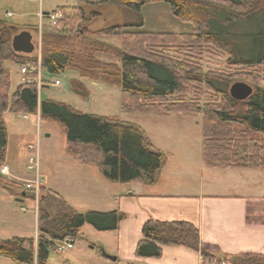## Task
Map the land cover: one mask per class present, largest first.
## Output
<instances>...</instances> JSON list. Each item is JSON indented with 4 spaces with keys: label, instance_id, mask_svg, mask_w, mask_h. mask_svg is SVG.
Masks as SVG:
<instances>
[{
    "label": "trees",
    "instance_id": "obj_1",
    "mask_svg": "<svg viewBox=\"0 0 264 264\" xmlns=\"http://www.w3.org/2000/svg\"><path fill=\"white\" fill-rule=\"evenodd\" d=\"M146 2L78 0L76 6L60 7L63 17L57 27L42 35V64L46 72L77 73L81 81H73V89L80 95L86 93L83 80L120 87L125 113L202 114L203 158L208 166L264 170V87L248 74L247 81L255 84L254 93L245 101H237L229 89L241 74L205 71L200 62L213 47L227 54L230 67L264 65V37L259 38L258 46L247 57L230 37L235 35L226 32L230 24L249 21L264 11V0H171L173 14L193 24L190 33L132 30L144 25L142 18L135 26L115 25L97 31L82 27L101 15L95 10L87 13V8L118 3L140 14ZM18 33L19 27L0 20V170L6 165L9 141L4 114L39 113L41 120L56 121L64 128L68 154L83 165L98 167L107 180L153 184L166 155L140 126L118 118L85 114L65 103L40 101L36 84L21 83L11 93V73L4 61L37 62V56L18 54L12 49V38ZM102 37H118L121 45L115 46ZM100 55L114 57L115 61H105ZM23 57L26 59L21 62ZM220 83L222 86H218ZM26 186L9 181L0 173V188L15 198L25 192L24 198L36 201L35 191ZM126 218L120 210L78 212L59 193L41 184L37 238L0 239V256L20 264H46L59 242L87 241L82 233L85 225L100 232L117 231ZM142 235L136 247V255L141 258L161 257L164 246H186L199 252L204 264H264V255L258 254L218 257L201 246L199 228L185 221L151 220L143 226Z\"/></svg>",
    "mask_w": 264,
    "mask_h": 264
},
{
    "label": "rangeland",
    "instance_id": "obj_2",
    "mask_svg": "<svg viewBox=\"0 0 264 264\" xmlns=\"http://www.w3.org/2000/svg\"><path fill=\"white\" fill-rule=\"evenodd\" d=\"M88 2H96L97 0H84ZM171 0H148L142 7L140 14L132 11L129 8L118 7V3H110L87 8V13L93 10L98 11L101 15L91 21L86 22L82 27L88 28L90 31H97L115 25H136L140 18L144 20L143 26H135L132 30L151 33H190L193 31V24L184 22L176 17L170 6ZM78 0H0V20H4L10 24L19 27V32L29 30L34 36V43L37 50L32 54L38 56L39 46L42 48V35L45 31H52L57 25L52 24L48 15L58 11L60 7H73L77 5ZM44 15L41 21L40 14ZM135 13V19L133 18ZM133 20V21H131ZM129 23V24H128ZM43 24L42 26H40ZM28 28V29H25ZM226 32L235 35L230 36L238 44L239 48L245 51V55L250 57V52L258 46L259 38L264 37V11L253 15L252 19L246 22H235L226 28ZM115 46L121 45V40L118 37H102L100 38ZM13 49V48H12ZM5 54L9 55V50H4ZM42 55V50H41ZM100 58L105 61H115L114 57L108 55H100ZM227 54L210 47L200 60L201 66L205 71H220L228 73L241 74L236 81H244L250 84L247 80V75L256 77L255 83H260L264 87V65L256 68L241 69L238 67H230L227 63ZM13 59V57L11 58ZM25 57L21 59L24 62ZM14 60V59H13ZM13 60H5L4 66L11 73V93L23 83L24 76L20 73L21 64ZM43 77L47 84L42 87L39 99L40 101L52 100L70 105L77 111L85 114H94L99 116H108L118 118L121 121L129 122L140 126L150 140L155 141L159 146L179 149L177 156L169 157L164 166V176L171 175L170 172L176 173V176H170L174 181H181L190 187V190H198L200 185V176H193L191 179L188 175H182V170L185 165L189 166L190 151L198 153L199 165L197 169L203 167L206 169V164L201 158V151L198 147H192L186 151L187 142L194 145L193 139L187 138L198 137L203 139V115H186V114H162L158 112H138L125 113L122 111V91L118 86H109L102 82H94L91 80H83L85 86V94L80 95L73 89V81H81L79 75L74 72L66 71L59 75H51L43 70ZM258 79V80H257ZM59 80L58 86H51L50 83ZM79 83H77L78 85ZM232 85V84H231ZM255 86V84H250ZM222 86V83L218 84ZM205 95L202 96L203 105ZM25 114L16 112H6L4 121L8 129L9 141L6 152V163L12 168V172L16 173L20 169L23 170V177H29L34 180L36 177L35 170H28L31 157L37 159L39 157V174L41 184L49 187L51 182L57 183V186L65 184L63 179L66 166H60L57 163H62L61 159H65L67 155V137L64 128L53 120H38L37 115ZM189 123V124H188ZM170 136L169 138H167ZM169 139V140H168ZM201 146V145H200ZM34 147V148H30ZM185 153L186 157H185ZM63 155V156H61ZM185 157L180 159V157ZM61 160V161H60ZM193 162V161H192ZM95 169H97L95 167ZM199 170V169H198ZM181 175L183 177H181ZM9 180L7 177H5ZM53 178V181H51ZM190 179V182H189ZM206 180V177L204 178ZM18 181V180H17ZM190 183V184H189ZM3 188H0V238L10 239L13 236H23V232L29 236H36V201L31 198H23V201H16L14 196L11 200H5ZM6 191V190H5ZM15 191L18 192L16 189ZM194 192V191H192ZM8 195V194H7ZM8 199V198H7ZM72 206V205H71ZM78 212H86L90 209H85L73 206ZM25 208L26 211H23ZM95 211V210H94ZM22 220L25 224L31 223V229L27 227L22 231H15L14 222ZM29 230V231H28ZM18 232V233H17ZM87 241L78 240L74 243L75 248L65 251H53L46 264H127L123 259L114 261L107 257L102 251L103 232L95 230L90 225H85L82 229ZM27 235V236H28ZM104 244V242H103ZM115 244V242H114ZM202 246V244H201ZM203 247V246H202ZM205 249V248H204ZM208 251V250H207ZM81 254L72 256V254ZM215 254V253H213ZM223 257L224 255H219ZM114 257L113 255H109ZM116 258V257H115ZM203 258V257H202ZM68 260V261H67ZM117 260V258H116ZM0 264H20L12 259L0 256ZM34 264H38L35 262ZM206 264H213L209 262Z\"/></svg>",
    "mask_w": 264,
    "mask_h": 264
},
{
    "label": "crops",
    "instance_id": "obj_3",
    "mask_svg": "<svg viewBox=\"0 0 264 264\" xmlns=\"http://www.w3.org/2000/svg\"><path fill=\"white\" fill-rule=\"evenodd\" d=\"M117 6L122 7L121 4ZM134 14L132 19H135ZM187 139H193L194 145L187 142L185 150L189 151L188 149L199 146L201 158L204 160L203 139L198 137ZM151 142L166 155L165 163L169 157L177 156L179 149L159 146L152 140ZM186 154L188 153L184 154L185 157ZM189 154L191 159L189 166L185 165L181 174L188 175L190 179L193 176H200L198 190H190L182 179L174 181L170 177L176 176L173 171L165 178L163 171L165 163L158 172L156 181L151 185L122 184L107 180L98 167L83 165L68 153L64 155L65 159H61L64 160L62 163H57L66 166L67 171L63 177L65 184L57 186V183L51 182L52 184L46 188L59 193L72 207L80 205L85 209L100 212L120 210L127 215L121 222L119 230L103 232L101 235L104 242L102 251L117 258L111 259L112 262L123 259L127 264H204L202 255L186 246H164L163 254L159 258L138 257L136 247L143 237V226L151 220L192 223L200 230L203 248L211 253L264 255V170L213 168L208 166L205 160L206 169L200 167L198 170L199 163H196L198 153L195 150V153L190 151ZM185 157L181 156L180 159ZM6 165L12 171L9 164ZM22 172V169L16 173L12 172L17 177V182L33 181L29 177L21 176ZM3 192V198L11 200L13 196L8 191ZM25 222L17 219L14 222L15 231H22L23 228L27 230V227L30 230L31 223L28 225ZM38 225L36 214L37 228ZM27 233L29 232H23L22 238H37V229L35 237ZM79 255L81 254L78 252L72 254L74 257Z\"/></svg>",
    "mask_w": 264,
    "mask_h": 264
},
{
    "label": "built area",
    "instance_id": "obj_4",
    "mask_svg": "<svg viewBox=\"0 0 264 264\" xmlns=\"http://www.w3.org/2000/svg\"><path fill=\"white\" fill-rule=\"evenodd\" d=\"M41 17V21L44 18V15L41 13L40 14ZM63 17V13L61 11H56L54 13H51L48 15V18L51 20L52 24L57 25L58 21ZM43 24H41L40 26H42ZM37 50V49H36ZM41 43L39 46V52L40 54L37 56V62L36 63H28V64H22L21 65V69H20V73L24 76V81L23 83H30V84H36L37 89H38V95L40 94V91L42 89V87H44L47 82L44 80L43 77V64H42V55H41ZM61 82L59 80H56L54 82H51L50 85L55 87L60 85ZM38 120H40V114L38 113ZM25 119L28 118L27 115L24 116ZM30 148H34V147H30ZM30 166H28V170H35L36 171V177L32 182H27L26 183V187L27 189L30 190H34L35 194H36V211L38 214V200H39V192H40V186H41V179H40V174H39V157H38V153H37V159L31 157L30 159ZM0 173L4 176L7 177L9 179V181H16L17 177L14 176V174L12 173V171L10 170V168L7 165H4L1 170ZM23 211H26L25 208H23ZM38 236V235H37ZM74 247V243L71 239H66L62 242H59L57 244V249L59 251H65L68 249H72Z\"/></svg>",
    "mask_w": 264,
    "mask_h": 264
},
{
    "label": "water",
    "instance_id": "obj_5",
    "mask_svg": "<svg viewBox=\"0 0 264 264\" xmlns=\"http://www.w3.org/2000/svg\"><path fill=\"white\" fill-rule=\"evenodd\" d=\"M12 48L14 52L23 55H31L36 51V45L34 43V36L31 31L23 30L16 34L12 38ZM254 93V87L244 81H236L232 83L229 89L230 96L237 101H245L249 99ZM26 193L22 194L21 198H17L16 201L21 202ZM112 260H116L115 257L107 255Z\"/></svg>",
    "mask_w": 264,
    "mask_h": 264
}]
</instances>
